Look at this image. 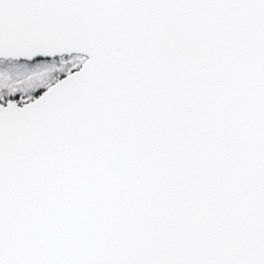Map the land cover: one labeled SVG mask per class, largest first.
I'll use <instances>...</instances> for the list:
<instances>
[{
  "label": "snow or ice",
  "instance_id": "1",
  "mask_svg": "<svg viewBox=\"0 0 264 264\" xmlns=\"http://www.w3.org/2000/svg\"><path fill=\"white\" fill-rule=\"evenodd\" d=\"M0 264H264V0H0Z\"/></svg>",
  "mask_w": 264,
  "mask_h": 264
}]
</instances>
